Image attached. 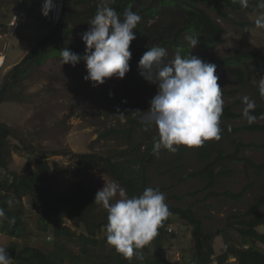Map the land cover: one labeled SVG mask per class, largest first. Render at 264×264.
Segmentation results:
<instances>
[{"label":"trees","instance_id":"trees-1","mask_svg":"<svg viewBox=\"0 0 264 264\" xmlns=\"http://www.w3.org/2000/svg\"><path fill=\"white\" fill-rule=\"evenodd\" d=\"M30 2L28 5V0H0V13L6 16L8 11L22 9V21L33 10L40 9L44 0ZM98 3L99 0L62 1L60 21L52 26L39 44L10 71L9 81L0 92V104L8 100L4 98L5 91L19 85L28 75L32 65L42 62L47 57L55 56L62 59L60 50L63 48L81 57L84 56L85 44L81 34L90 28ZM156 3L158 6L155 5ZM110 6L121 15V18L125 9H131L141 16V21L134 29L136 39L130 44L129 50L132 53L129 61L130 70L125 74L132 90L121 95L113 89L107 93L106 100L109 105L119 109L117 113L119 118L115 127L108 128L99 135L102 139L112 138L119 150L113 155L98 153L69 155L72 165L66 171V176L70 188L60 194L55 191L51 183L49 163L39 159L40 156L31 146H11L9 138L13 135V131L7 125L0 123V208H4L8 217L0 221V234L15 240L6 247L11 264H173L162 255L164 241L176 237L174 233L167 232L172 218L168 217L159 227L158 235L128 259L107 243V212L102 205L94 203L97 190L90 185L88 179L91 171H100L124 187L129 197L142 194L148 187L150 169L159 165L160 169H164L163 166L167 164L160 162L157 159L158 155L153 153L154 139L150 135L151 129L144 130L141 122L143 113H134L147 111L151 99L157 93V86L148 83L139 75L140 58L152 46L165 48L169 40L174 49L180 50L182 55H188V48L180 47L177 42L183 33L195 34L199 43L204 46L217 45L222 42L224 36V30L217 21L230 18V14L224 8L230 10L235 9L236 6L243 7L239 0H115ZM162 6L169 9V14L163 11ZM243 9L248 10V8ZM249 10L261 11L257 5ZM210 11L216 14L217 20L211 17ZM165 14L169 21L166 26L161 27L159 19L164 18ZM156 18L158 21L155 24L148 25V20ZM137 43L140 45L138 46ZM246 56L261 59L262 65H257L256 68L248 65L245 66L246 69L235 67L231 69L236 81L244 85L250 83L253 76L264 78V54L252 52L247 53ZM239 60L240 57L235 58V61ZM82 62L83 59L79 63ZM259 84L255 89V94L258 95L254 99L256 108L251 113L257 117L256 121L250 124L243 117V113L233 110L235 106L225 105L220 118L221 139L237 131L227 126L237 118L245 121L240 129L262 132L264 136V123H261L264 119L262 118L264 95L260 94L261 82ZM99 114H106V111H100ZM121 115H124L123 118ZM214 146L215 143L204 142L202 146L196 147L195 157L203 162L202 169L187 175L183 174L184 166L177 164L182 160L181 156L176 158L173 168L177 170L176 172L182 173L181 179L187 176L199 178L205 183L204 187L209 190V194L223 195L226 196V201L238 202L244 191L240 193L227 191L219 194L213 191L221 179L232 174L233 171L228 169L227 164L245 160L254 167V170H262L264 163L255 165L251 160L239 158L241 145H236V151L232 154ZM254 146L264 150V141L260 145L255 143L249 145L253 148ZM186 148L182 146L181 152H185ZM12 149L18 152L25 150L38 159L35 169L11 171L9 162ZM169 167L166 168L165 173L169 172ZM9 200H12L11 206L8 204ZM263 207L264 188L263 195L252 206L246 211L232 213L227 218L225 227L216 232L204 230L202 222L190 209L168 207L171 216L185 220L192 227L193 251L190 255H183L185 258L183 264H211L213 255H216V260L220 264H225L230 258L235 259V264H264V233L257 231L259 227L264 228ZM28 214L35 215V232L26 222ZM13 218L14 222H10ZM36 234L51 239V242L46 243L49 246L47 250L33 244ZM218 236L223 237L226 246L219 252L214 247V240Z\"/></svg>","mask_w":264,"mask_h":264},{"label":"rangeland","instance_id":"rangeland-1","mask_svg":"<svg viewBox=\"0 0 264 264\" xmlns=\"http://www.w3.org/2000/svg\"><path fill=\"white\" fill-rule=\"evenodd\" d=\"M257 3L258 0H249L248 10L237 6L230 10L224 8L230 14V18L217 21L224 30L222 42L217 45L211 47L198 43L191 49L186 39L190 33H183L177 41L180 47L186 46L191 55L216 65V75L219 77L218 83L222 89L224 106L231 104L235 106L233 110L240 113H243L245 107L242 98L248 96L254 101L258 97L255 89L261 82L259 76H253L250 83L244 85L236 81L231 73L234 67L246 69L245 66L248 65H253L255 68L257 65H262L261 59L246 56L247 53L252 52L264 54V29L255 27L259 12L249 10L253 9ZM155 5L158 6V3ZM162 7L163 11L169 14V9L166 6ZM41 9L42 7L28 14L20 22L12 37L0 39V51L6 56L5 67L0 69V92L9 81L10 71L39 44L52 27L49 23L50 15L43 16ZM16 10L8 11L6 16L0 13V25L4 28L2 29L4 32L7 31L5 24ZM166 14L164 18L159 19L161 27L166 26L169 21ZM209 14L217 20L216 14L211 11ZM157 21V18L148 20V25L155 24ZM168 43L165 46L168 53L165 63L171 62L177 52L172 47L171 40ZM236 57H240V60L235 61ZM86 75L84 62L77 63L73 67L69 64L62 65V59L58 57H47L42 62L32 65L28 75L19 85L5 91L4 98L8 100L0 104V123L7 125L13 131V135L9 138L11 146H31L40 156L39 159L47 161L50 166L51 183L55 191L60 194L67 192L70 188L66 176V171L72 165L69 155L87 153L113 155L119 150L112 138L102 139L99 136L108 128L115 127L119 118L117 114L119 109L108 104L106 95L112 89L118 95L128 93L132 90V86L126 79V75L122 79H117L115 76L108 78L102 85H94L85 80ZM100 111H106V114L101 115ZM122 122L124 123V120ZM261 123H264V119ZM243 124L245 121L242 118L234 119L227 126L237 129L235 133L219 141L205 142L215 143V148L221 147L228 154L236 151V145H241L239 158L251 160L255 165H262L264 150L256 146L249 147V145L252 143L260 145L264 141V136L262 132L240 129ZM139 135L140 133L138 137ZM150 135L151 138L157 136L155 127L151 128ZM181 148L182 146H179L176 153H170L163 148L160 150L157 159L170 166L169 172L165 173L167 165L163 166L164 169H160V165L150 169L148 187L159 189L164 193L168 207L190 209L194 212L196 218L202 222L204 230L220 231L225 227L227 218L232 213L246 211L263 195L264 168L254 170V167L245 160L229 162L227 167L233 171L232 174L221 179L213 188V191L218 194L227 191L233 193L244 191L238 202L226 201V196L223 195L209 194V190L204 187L205 183L197 177L187 176L181 179L182 173L176 172L177 170L173 168L178 156H181L182 160L177 164L184 166L182 172L185 175L203 167V162L195 157L196 147L186 148L185 152H181ZM37 160L25 150L18 152L12 149L9 169L13 172L34 170ZM88 181L98 191L104 183L108 184L113 180L100 171H91ZM169 217L172 218L170 225L175 227L177 234L174 239L164 241L162 255L172 263L182 264L174 261V254L181 253L187 256L192 253L194 245L191 236L192 227L185 220L171 215ZM26 222L35 232V215L28 214ZM224 230L229 234L226 229ZM257 231L264 233V228L259 227ZM35 236L33 244L47 250L49 246L46 243L51 242V239L40 234ZM14 241L0 234V247L6 248ZM224 242L222 236L215 238L216 251L223 249ZM231 264H234L233 261Z\"/></svg>","mask_w":264,"mask_h":264},{"label":"clouds","instance_id":"clouds-1","mask_svg":"<svg viewBox=\"0 0 264 264\" xmlns=\"http://www.w3.org/2000/svg\"><path fill=\"white\" fill-rule=\"evenodd\" d=\"M112 3L115 0H99L90 28L81 34L85 44L83 57L67 48L60 50L62 65L74 67L83 59L87 72L84 79L94 85H102L113 76L122 79L129 72L130 44L136 39L134 29L141 21V16L131 9H125L121 18L110 6ZM239 3L243 8L249 7V0H239ZM54 8L53 0H44L42 15L47 17ZM257 8L261 11L255 27L264 29V0H258ZM186 39L191 49L199 43L195 34L188 35ZM167 55L164 47L152 46L138 63L139 75L157 86L149 109L134 112L143 113L141 122L145 131L155 127L157 136L153 138V153L156 155L162 148L176 153L179 146L192 148L202 146L205 141H219L222 131L220 118L224 101L216 65L190 53L182 55L180 50L171 62L165 63ZM260 94L264 95V78H261ZM242 102L245 105L243 117L250 124L255 122L257 117L251 114L256 108L255 101L244 96ZM165 201L166 197L159 189L146 187L142 194L129 197L118 182L104 183L95 194L94 203L102 205L107 212V243L117 253L131 259L137 250L158 235L159 227L171 215ZM8 204L11 206L12 200ZM6 219L4 208H0V221ZM10 222H14V218ZM167 232L177 234L172 225H168ZM215 256H212L211 264H220ZM174 258L175 262L184 263L183 254L176 253ZM231 261L235 264L234 258L225 264H231ZM0 264H11L5 247H0Z\"/></svg>","mask_w":264,"mask_h":264},{"label":"built area","instance_id":"built-area-1","mask_svg":"<svg viewBox=\"0 0 264 264\" xmlns=\"http://www.w3.org/2000/svg\"><path fill=\"white\" fill-rule=\"evenodd\" d=\"M29 3L28 5H30V1L32 0H28ZM55 4V8L50 11V25L54 26L56 25L60 18H61V14H62V1L61 0H55L53 2ZM23 16V10L22 9H17L13 14H11L7 24H5L7 31L4 32L3 27H1L2 25H0V32H2V34L0 33V39H8V37L10 38V36L12 37L15 34L16 29L18 28L19 23L21 22ZM6 64V56L4 53H2L0 51V69H3L5 67Z\"/></svg>","mask_w":264,"mask_h":264}]
</instances>
